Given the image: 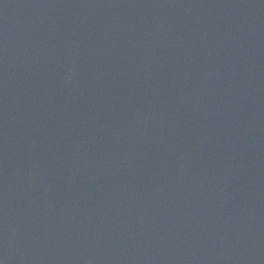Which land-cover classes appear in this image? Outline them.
I'll list each match as a JSON object with an SVG mask.
<instances>
[{
  "label": "water",
  "instance_id": "95a60500",
  "mask_svg": "<svg viewBox=\"0 0 264 264\" xmlns=\"http://www.w3.org/2000/svg\"><path fill=\"white\" fill-rule=\"evenodd\" d=\"M0 264H264V0H0Z\"/></svg>",
  "mask_w": 264,
  "mask_h": 264
}]
</instances>
